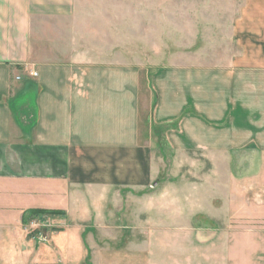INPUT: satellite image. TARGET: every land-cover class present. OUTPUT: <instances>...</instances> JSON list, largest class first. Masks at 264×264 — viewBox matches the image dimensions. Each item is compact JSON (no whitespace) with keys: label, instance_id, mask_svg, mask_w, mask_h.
<instances>
[{"label":"crops","instance_id":"obj_1","mask_svg":"<svg viewBox=\"0 0 264 264\" xmlns=\"http://www.w3.org/2000/svg\"><path fill=\"white\" fill-rule=\"evenodd\" d=\"M175 2L0 0V202L43 208L31 195L55 202L45 206L62 210L50 247L67 264L76 243L78 264H153L147 241L118 249L94 234L120 228L104 222L119 217L111 210L106 217L107 202H97L105 192L149 186L153 126L173 125L164 132L175 147H246V251L255 236L264 238V0H178L179 44L194 53L180 52L163 67L124 55V43L155 44L133 39L140 28L154 31L162 21L155 14H170ZM211 12L227 14L224 22L205 27ZM203 40H220L225 53L203 58ZM31 89L33 114L26 102L14 115L10 100ZM8 193L15 199L3 198ZM85 193L93 210L80 205ZM76 195L81 215L72 218ZM140 227L145 235L144 227L134 229ZM17 238L13 264H30L23 254L34 250L42 256L25 225Z\"/></svg>","mask_w":264,"mask_h":264},{"label":"rangeland","instance_id":"obj_2","mask_svg":"<svg viewBox=\"0 0 264 264\" xmlns=\"http://www.w3.org/2000/svg\"><path fill=\"white\" fill-rule=\"evenodd\" d=\"M177 5L178 0L171 4L175 10L170 14H162L161 11L156 13V20L160 18L164 23L156 21L154 31L140 28L142 34L133 39L154 40L152 47L144 46L142 42H139L138 46H125L124 43V55L136 54L144 62L148 60V64L163 67L170 64L167 62L170 57L177 56L180 52L194 53V46L185 47L179 44ZM222 14L206 13L209 20L204 19V26L212 27L216 26L217 21L224 22L227 14L224 13L225 16L221 17ZM143 16L147 14H140L144 20ZM197 50L203 58H209L224 54L226 47L221 46L220 40H203ZM18 72H15L14 76ZM24 81L25 79L16 82ZM34 94L31 89L25 98L10 100L14 115L17 116L16 108L26 102L29 103L27 108L31 109L29 112L32 113L35 106ZM141 116L145 121L143 114ZM171 127L173 125L153 126L152 133H149L152 140L147 143L151 151L152 175L149 186L143 189L124 187L118 193L108 191L105 192V197L97 201L107 202L106 217L110 210L112 214L119 216L105 218L104 222L110 226L118 225L120 228L111 235H104L97 229L94 232L95 240L99 244L118 249H126L131 245L142 246L147 241L146 244L149 243L153 252V264H264V238L261 235L253 238L255 246L246 251V147L224 148L218 152L200 151L189 145L183 148L182 144L175 147L164 132ZM143 131L142 126V134ZM2 193L0 192V195ZM4 196L7 199H15L9 193L3 195V198ZM86 196L87 193L84 194L80 205L93 210L89 207L90 204L94 205V202ZM75 197L72 198L73 204L70 207L72 218L81 215L80 201L77 195ZM30 198L40 200L38 205L44 206L42 209L52 212L58 210L45 207L55 202H42L44 197L31 195ZM7 201L0 202V264H13L18 260L21 251L17 237L22 225L27 227L28 237L33 241L35 239L37 246L44 248L42 256L38 258L35 250L32 254H23L24 258L32 260L30 264H34L33 261L39 262L35 264H59V261L65 264L67 256L61 254L59 249H51L49 240L52 229H58L51 224L60 214L42 212L23 223V214L36 207L25 208L23 202ZM113 202L121 204L114 208ZM20 211L19 220L17 215ZM58 211L62 213V210ZM137 225L145 228V235L142 234L141 227L134 229ZM12 247L16 249L15 252L11 251ZM73 249L70 263L78 264L82 256L79 252L81 246L76 243L71 248Z\"/></svg>","mask_w":264,"mask_h":264},{"label":"trees","instance_id":"obj_3","mask_svg":"<svg viewBox=\"0 0 264 264\" xmlns=\"http://www.w3.org/2000/svg\"><path fill=\"white\" fill-rule=\"evenodd\" d=\"M49 212L51 213V210H46V209H42V208H33L30 209V211L27 214H23L22 216V222L26 223L31 217H34L35 215L42 213V212ZM52 213H57V214H61L58 210H54Z\"/></svg>","mask_w":264,"mask_h":264}]
</instances>
